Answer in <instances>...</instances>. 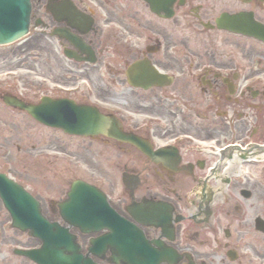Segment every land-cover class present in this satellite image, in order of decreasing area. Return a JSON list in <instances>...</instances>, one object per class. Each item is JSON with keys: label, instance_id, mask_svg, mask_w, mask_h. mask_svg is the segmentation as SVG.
<instances>
[{"label": "flooded vegetation", "instance_id": "af4514ba", "mask_svg": "<svg viewBox=\"0 0 264 264\" xmlns=\"http://www.w3.org/2000/svg\"><path fill=\"white\" fill-rule=\"evenodd\" d=\"M30 24L18 57L31 59L29 78L1 79L0 103L43 139L114 143L117 186H97L153 249L175 251L161 264H264V169L248 168L264 160L244 168L241 153L264 144V0H31ZM4 95L59 119L54 100L95 107L140 144L64 133L5 106ZM56 139L45 140L55 157L75 161ZM74 179L58 197L16 180L62 224L57 203ZM70 230L82 253L103 233ZM98 254L110 264L109 246Z\"/></svg>", "mask_w": 264, "mask_h": 264}, {"label": "rangeland", "instance_id": "374dc122", "mask_svg": "<svg viewBox=\"0 0 264 264\" xmlns=\"http://www.w3.org/2000/svg\"><path fill=\"white\" fill-rule=\"evenodd\" d=\"M19 43L0 47V70L14 69V72L3 73L0 78L9 81L8 77H13L11 79L15 83H17L16 79L21 78L25 79L26 83L29 76L25 74V67L31 66L32 62L27 57L18 60V57L23 56L22 54L26 55L24 51H20L26 43ZM28 51L32 54L30 50ZM6 82L0 85V90L5 88ZM194 120L192 118V121ZM38 132L24 117L14 116L0 103V169L8 170L10 176L17 180H26L32 184H37L35 182L37 180L41 181L44 187H41L40 194L43 196L58 197L61 190L67 189L68 182L73 178L93 182L109 194L113 193V189L117 186L118 176L115 166L119 158L114 143L105 145L85 142L84 144L81 139H77L79 144L68 140L60 142L54 134V137L51 135L49 139L48 131L44 134L47 137L45 139ZM55 139L61 150L70 153L72 151L75 161L55 157L56 153L53 152L55 143L52 146H47L45 143V140L49 144L55 142ZM48 147L51 150H48ZM248 168L264 169L263 166L256 165ZM38 171L42 172L40 176L37 175ZM9 223V216L0 203V264H32L22 257L13 255L11 250L13 247L35 244V241L26 233L11 229Z\"/></svg>", "mask_w": 264, "mask_h": 264}, {"label": "water", "instance_id": "95a60500", "mask_svg": "<svg viewBox=\"0 0 264 264\" xmlns=\"http://www.w3.org/2000/svg\"><path fill=\"white\" fill-rule=\"evenodd\" d=\"M28 15H29V0H0V44H5L12 42L19 37H21L27 30L28 25ZM17 104V103H16ZM22 106L21 104H19ZM89 117L91 114L94 116L95 121L88 124L87 131L88 134L93 133H105L114 138H123L125 137L128 141L135 142L133 136L123 135L118 128L117 124L110 123L108 130L106 131V122L107 119L104 116L96 113L94 110L86 109ZM30 113H33L32 108H28ZM80 129V128H78ZM86 129V128H85ZM82 132V131H79ZM84 132V133H86ZM97 189L82 181H75L72 184V194L77 193L79 196L81 193L93 195L94 196V207H99L96 201H101V197L96 195ZM76 195L67 201L66 208L70 211L72 216H76L79 219H85L81 217H88L90 203L87 202L92 197L88 199L76 200ZM0 199L2 200L4 207L9 212L12 218V226L19 228L20 230H28L29 235L37 237L43 241V245L40 249L35 250H16L18 254L29 257L38 264H60L62 259L66 257L75 258L77 257L78 263L84 262L87 264H93L90 260L84 259L82 261L81 255L78 254V247L71 245L69 239H65V244H67L66 249H61L59 244L61 243V238L56 234L63 232L61 228L57 225L48 224L40 214V209L38 203L26 193L19 185L6 178L3 174H0ZM102 208L104 210V215L106 217L110 216L111 218H116L117 215L111 210L107 209L106 203L101 201ZM84 213H79L81 212ZM108 214V215H107ZM81 216V217H79ZM95 216V215H92ZM115 221L110 222V225H113ZM97 224H103L98 222L96 219H93L90 222L83 224H78L82 226L85 231H91L92 229H97ZM127 233L130 236H133L134 239H140V232L135 229L132 225H127ZM134 240H129L127 242L128 248H136L138 245ZM65 250V251H64ZM65 252V253H64ZM134 253V252H132ZM66 254V255H65ZM127 261H124L126 264H136L134 256L127 255L125 256ZM80 261V262H79ZM119 261V259H117ZM63 264H66L65 262ZM152 264V263H145Z\"/></svg>", "mask_w": 264, "mask_h": 264}]
</instances>
